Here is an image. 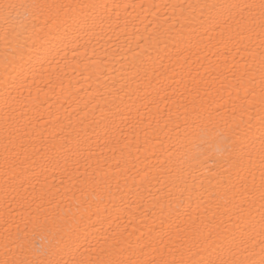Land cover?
<instances>
[{"label":"bare ground","instance_id":"6f19581e","mask_svg":"<svg viewBox=\"0 0 264 264\" xmlns=\"http://www.w3.org/2000/svg\"><path fill=\"white\" fill-rule=\"evenodd\" d=\"M0 264H264V0H0Z\"/></svg>","mask_w":264,"mask_h":264}]
</instances>
